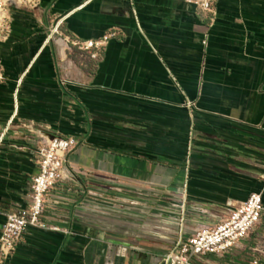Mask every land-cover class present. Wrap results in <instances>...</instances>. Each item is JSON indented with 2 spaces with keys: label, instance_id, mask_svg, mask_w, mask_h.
<instances>
[{
  "label": "crops",
  "instance_id": "obj_1",
  "mask_svg": "<svg viewBox=\"0 0 264 264\" xmlns=\"http://www.w3.org/2000/svg\"><path fill=\"white\" fill-rule=\"evenodd\" d=\"M212 12L183 0L10 8L0 231L29 205L39 130L78 145L64 163L70 178L44 205L61 232L27 228L6 264H160L179 233L216 223L251 193L264 205V0H214ZM113 30L95 59L67 43ZM263 234L264 217L229 253L196 264H249Z\"/></svg>",
  "mask_w": 264,
  "mask_h": 264
},
{
  "label": "built area",
  "instance_id": "obj_2",
  "mask_svg": "<svg viewBox=\"0 0 264 264\" xmlns=\"http://www.w3.org/2000/svg\"><path fill=\"white\" fill-rule=\"evenodd\" d=\"M214 0H183L184 4L192 6L200 13L213 15ZM21 2V1H17ZM0 37L6 38L10 32L9 10L0 5ZM116 33L110 31L96 40H67V43L76 47L80 52H86L92 59L97 51L102 50ZM0 68V79L3 78ZM16 93V92H15ZM184 106L191 109L194 103L184 101ZM34 126L33 122L27 124L28 128ZM3 135H0V145ZM78 140L74 135L61 136L47 131L39 130L35 141L33 156L38 166V174L32 178L31 191L28 196V207L17 212L5 215V222L0 231V264H6L15 252L27 228L61 232V229L50 224L43 218L44 205L47 194L58 182L70 178L64 163L67 155L76 148ZM264 182V173L260 176ZM180 212L183 210L180 208ZM264 217V205L260 193L255 192L232 206L225 217L212 225L200 226L183 238L180 233L174 246L160 259V264H196L200 258L213 256L221 258L247 238L254 228L261 223ZM182 218L179 219V228H182ZM254 256L249 264H264V234L259 245L252 248Z\"/></svg>",
  "mask_w": 264,
  "mask_h": 264
},
{
  "label": "rangeland",
  "instance_id": "obj_3",
  "mask_svg": "<svg viewBox=\"0 0 264 264\" xmlns=\"http://www.w3.org/2000/svg\"><path fill=\"white\" fill-rule=\"evenodd\" d=\"M17 1L18 0H4V1H2L1 3H0V5L2 4V6H3V9H5V10H9L10 11V8L12 7V6H14L15 5V3H17ZM19 1H21V0H19ZM1 16V15H0Z\"/></svg>",
  "mask_w": 264,
  "mask_h": 264
},
{
  "label": "bare ground",
  "instance_id": "obj_4",
  "mask_svg": "<svg viewBox=\"0 0 264 264\" xmlns=\"http://www.w3.org/2000/svg\"><path fill=\"white\" fill-rule=\"evenodd\" d=\"M2 1H4V0H0V3H1ZM2 3H3V2H2Z\"/></svg>",
  "mask_w": 264,
  "mask_h": 264
}]
</instances>
